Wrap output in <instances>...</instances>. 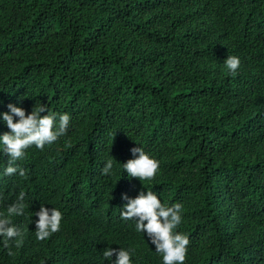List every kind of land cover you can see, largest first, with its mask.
Here are the masks:
<instances>
[{"label": "trees", "instance_id": "obj_1", "mask_svg": "<svg viewBox=\"0 0 264 264\" xmlns=\"http://www.w3.org/2000/svg\"><path fill=\"white\" fill-rule=\"evenodd\" d=\"M10 103L71 119L17 161L24 177L2 175L0 148V214L21 192L27 205L10 218L24 243L9 256L0 237V264H112L109 247L162 264L120 217L141 191L183 205L185 264H264V0H0V135ZM134 147L159 161L153 180L124 172ZM42 205L63 219L38 241Z\"/></svg>", "mask_w": 264, "mask_h": 264}, {"label": "clouds", "instance_id": "obj_2", "mask_svg": "<svg viewBox=\"0 0 264 264\" xmlns=\"http://www.w3.org/2000/svg\"><path fill=\"white\" fill-rule=\"evenodd\" d=\"M240 64L239 57L234 55H228L224 61L226 69L233 76L237 74ZM7 107L9 111L2 114V119L9 131L0 135V148L7 157L8 166L2 175L12 176L18 172L24 177L26 172L23 168H18L17 161L26 157V150L31 146L43 150L46 145H51L66 135L71 117L61 114L57 124L56 114H49L47 104L35 105L30 114H26L24 108L11 103ZM44 112L47 115L41 116ZM131 153L135 158L123 163L128 177L141 182L153 180L159 169V161L147 155L142 147L132 148ZM112 169L113 161L109 159L102 174L110 175ZM24 199L25 193H19L16 200L8 206L7 215L0 214V237L3 238V247L8 250L9 256L15 255L13 246L19 249L24 243V233L10 219L12 216L24 214L27 207ZM122 199L127 202L122 207L121 219L136 221V231L146 233L151 244L155 246V251L161 255L162 264H185L190 240L187 235L175 231L182 222L183 205L175 203L165 206L153 191H141L135 198L123 194ZM35 215L38 217L35 221V236L38 241H44L60 231L63 219L60 210L42 205ZM133 252L134 250L109 247L103 251V257L112 264H132Z\"/></svg>", "mask_w": 264, "mask_h": 264}]
</instances>
